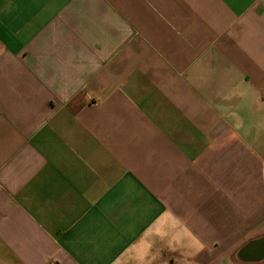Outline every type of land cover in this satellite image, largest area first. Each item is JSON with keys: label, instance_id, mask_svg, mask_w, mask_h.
<instances>
[{"label": "crops", "instance_id": "crops-1", "mask_svg": "<svg viewBox=\"0 0 264 264\" xmlns=\"http://www.w3.org/2000/svg\"><path fill=\"white\" fill-rule=\"evenodd\" d=\"M0 264H264V0H0Z\"/></svg>", "mask_w": 264, "mask_h": 264}, {"label": "water", "instance_id": "water-1", "mask_svg": "<svg viewBox=\"0 0 264 264\" xmlns=\"http://www.w3.org/2000/svg\"><path fill=\"white\" fill-rule=\"evenodd\" d=\"M258 252H259V250H258ZM243 255H244V257H251V256H253L252 253H251V251H250L249 249L246 250V251L243 253Z\"/></svg>", "mask_w": 264, "mask_h": 264}, {"label": "trees", "instance_id": "trees-1", "mask_svg": "<svg viewBox=\"0 0 264 264\" xmlns=\"http://www.w3.org/2000/svg\"><path fill=\"white\" fill-rule=\"evenodd\" d=\"M241 253H242V251H241Z\"/></svg>", "mask_w": 264, "mask_h": 264}]
</instances>
